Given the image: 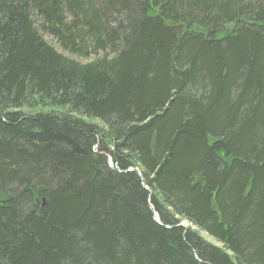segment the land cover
Wrapping results in <instances>:
<instances>
[{
	"label": "trees",
	"instance_id": "1",
	"mask_svg": "<svg viewBox=\"0 0 264 264\" xmlns=\"http://www.w3.org/2000/svg\"><path fill=\"white\" fill-rule=\"evenodd\" d=\"M0 264H264V0H0Z\"/></svg>",
	"mask_w": 264,
	"mask_h": 264
},
{
	"label": "rangeland",
	"instance_id": "2",
	"mask_svg": "<svg viewBox=\"0 0 264 264\" xmlns=\"http://www.w3.org/2000/svg\"><path fill=\"white\" fill-rule=\"evenodd\" d=\"M43 38L56 51H58L60 53H63L60 50L59 45H58L57 41L54 38H52L50 36H47V35H44V34H43ZM98 55L101 56V54H98ZM69 56L72 59L76 60L77 62H79L81 64H86L90 60H93L95 58L94 55H91L88 59H82V58L71 56V55H69ZM24 111L28 112V113H48L49 112V113L60 114V113H64L66 110H64V109H56V108H42V107H38V108H35V109H25ZM87 121H89V123H91V124H96V125L100 126V123L98 121H92V120H88V119H87ZM108 164H109L110 167H112L111 160H108ZM130 171H132V169H130ZM156 219H157V217H156ZM181 226L186 228V229H190V230L194 231L195 233H197L198 236H200L207 244L222 249V245L220 243H217L216 241H214L213 239L208 237L205 233H203L202 231H199L197 228L192 227L190 225V223H188L187 221H181Z\"/></svg>",
	"mask_w": 264,
	"mask_h": 264
}]
</instances>
